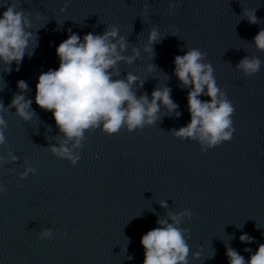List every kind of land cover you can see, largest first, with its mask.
I'll list each match as a JSON object with an SVG mask.
<instances>
[{
	"label": "clouds",
	"instance_id": "1",
	"mask_svg": "<svg viewBox=\"0 0 264 264\" xmlns=\"http://www.w3.org/2000/svg\"><path fill=\"white\" fill-rule=\"evenodd\" d=\"M178 3L179 0L176 5L169 3V15L173 14L172 10ZM0 7L6 8L0 15V63L10 73L13 71L11 65L15 62V70L19 71L25 55H33L38 37L36 32L30 31V13L18 9L17 0H11L10 4L4 0ZM66 7H61L60 12L63 13ZM148 7L144 5V15L148 14ZM242 13L250 24H257L255 10H243ZM67 31L70 33L68 38L56 47L58 69L42 72L35 86V104L52 113L59 134L64 137L58 144L48 146V151L55 157L75 166L80 160L79 152L75 150L83 147L85 132L99 128L109 136L121 129L132 133L145 125H154L161 108H165L169 114L174 113L176 117L181 115L179 105L171 98L170 87L154 88L149 98L147 93L137 95L144 86V81L137 75L126 73L121 78L119 65L136 62L140 49L132 47L131 54L125 55L129 42L119 34L116 26H108L102 34L89 32L82 38L71 29ZM160 40L157 28L152 27L144 51L154 53L153 45ZM252 43L258 51H264V28L258 31ZM30 44L32 49L28 51ZM205 57L206 53L197 48H190L184 55L174 57L173 75L185 88H189L186 99L190 122L171 130L173 136L180 140L197 141L202 152L222 142H230L235 131L232 119L235 108L226 93L217 86L212 65L203 62ZM261 64L258 57L245 56L237 63L236 69L246 76H252L260 70ZM154 67L156 65L149 64L147 70L152 72ZM17 88L19 91L13 95L10 104L7 107L0 104V110L15 108V115L25 122L30 121L35 111L31 107L33 100L25 96L30 90L28 83L21 79L17 81ZM201 97L209 99L202 100ZM6 128V121L0 116V145L5 143ZM9 155L12 162L17 161L15 155ZM35 172L36 169L28 167L20 176L23 179ZM5 190L0 187V192ZM160 206L168 207L165 201H161ZM167 216V219L158 218V226L142 235L143 264H187L189 246L185 233L188 230L181 229L179 225L182 217L191 219L192 213L186 209L177 214L169 212ZM50 236L51 230L43 229L38 238ZM239 240L247 244L252 243L254 238L245 233L240 235ZM225 247L228 264H264V243L254 253L250 248L244 249L251 253L247 261L234 248ZM193 255L199 256V253Z\"/></svg>",
	"mask_w": 264,
	"mask_h": 264
}]
</instances>
